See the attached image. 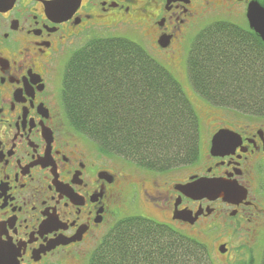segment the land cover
<instances>
[{
	"label": "flooded vegetation",
	"instance_id": "af4514ba",
	"mask_svg": "<svg viewBox=\"0 0 264 264\" xmlns=\"http://www.w3.org/2000/svg\"><path fill=\"white\" fill-rule=\"evenodd\" d=\"M56 1L0 0V264H76L100 243L120 193L133 196L139 213L179 232L209 218L241 225L248 237L264 229V115L210 121L218 126L202 160L155 173L103 158L62 104L69 62L102 30L152 41L167 57L182 50L194 20L214 15L248 27L249 7L264 9V0H72L54 18L45 10ZM220 131L225 144L213 149ZM197 163L204 164L200 171L178 178ZM199 179L231 183L239 194L193 200L178 190ZM229 241L217 245L220 256L230 252Z\"/></svg>",
	"mask_w": 264,
	"mask_h": 264
},
{
	"label": "trees",
	"instance_id": "16d2710c",
	"mask_svg": "<svg viewBox=\"0 0 264 264\" xmlns=\"http://www.w3.org/2000/svg\"><path fill=\"white\" fill-rule=\"evenodd\" d=\"M193 91L209 105L264 115V43L228 21L203 28L188 52ZM62 104L73 128L100 152L163 173L200 156L199 121L180 84L139 44L100 37L69 62ZM88 264H212L207 248L142 217L115 225ZM261 264H264V251Z\"/></svg>",
	"mask_w": 264,
	"mask_h": 264
},
{
	"label": "rangeland",
	"instance_id": "374dc122",
	"mask_svg": "<svg viewBox=\"0 0 264 264\" xmlns=\"http://www.w3.org/2000/svg\"><path fill=\"white\" fill-rule=\"evenodd\" d=\"M223 20L218 19L216 16H206V17H200L193 22L192 28L187 32V34L184 35L183 42H182V50H180V47L178 48V52L174 53L176 51L168 53L166 57V53L161 52L157 50L155 47V44L152 41H149L148 43L142 42L140 39H135L133 37H130L128 35H125L124 33H109L108 31L102 30L99 34L100 37H124L128 40H131L140 46H142L146 52L159 64H161L167 71H169L172 76L176 79V81L180 84L184 94L192 104L197 117L199 121V144H200V156L198 159L202 160L204 158V151L205 146L207 142V138L210 135V132L213 128L218 126V123H210V121L214 120H221L223 117L233 113L231 110L216 108L208 103H206L204 100H202L192 89L188 74H187V59H188V52L191 47V44L198 35V33L205 28L206 26L210 25L213 22ZM225 20V19H224ZM236 23L237 25H240L242 27L247 26V23L244 24V22L241 21L239 23L238 21H232ZM249 28V26H248ZM151 40V38H150ZM82 46V45H81ZM174 53V55H172ZM61 61H56L55 66L58 70V66L61 65ZM60 68V67H59ZM96 147V146H95ZM99 149L97 150V152ZM100 155L109 161L116 160V161H123L124 159L112 156V155H104L102 152H98ZM114 157V158H112ZM115 165H119L121 167H124L126 171H132L135 167L137 169V166H135L133 163H114ZM134 165V166H132ZM188 166V165H184ZM204 166L203 163H197L191 168L184 167L180 169L179 177H182L186 175L189 172L194 171H200L202 167ZM180 167V166H179ZM178 168V167H177ZM143 170V169H141ZM147 171V170H144ZM178 190L181 192V188H178ZM120 193L113 197V202L109 205L110 212L108 213V221L105 223V225L102 228V234H101V241L104 237H106L109 232L117 225V223L123 219L131 218V217H142L148 220H155L153 222H160L159 220L155 218H148L146 215H143L139 213V209H136L133 201V196L129 195L128 193ZM220 198V197H219ZM222 198V197H221ZM216 199V198H215ZM139 202V200H136ZM198 214V213H196ZM195 214V215H196ZM153 219V220H152ZM208 221H200L198 224L194 225L192 228H186L185 232L182 230L181 232L188 237L194 238L205 245L208 251L209 258L212 262V264H261L262 260V254L264 251V229H261L257 233V235L253 237H248V232L245 229L241 230V225L235 227V224L232 222L230 223H223L219 220H212V218L207 219ZM163 223V222H162ZM230 224V225H229ZM242 238V240H241ZM230 240V241H229ZM100 241V242H101ZM230 244L229 250L227 256L223 257L220 256L217 252V245L228 242ZM98 243L96 247L99 245ZM96 247L94 249H96ZM93 249V251H94ZM92 251V252H93ZM91 253H87L85 256H82V258L76 263V264H88V259L91 256ZM236 256V259L232 261H227L229 256ZM64 264H73V261L67 260L64 262Z\"/></svg>",
	"mask_w": 264,
	"mask_h": 264
},
{
	"label": "water",
	"instance_id": "95a60500",
	"mask_svg": "<svg viewBox=\"0 0 264 264\" xmlns=\"http://www.w3.org/2000/svg\"><path fill=\"white\" fill-rule=\"evenodd\" d=\"M6 3L14 0H5ZM72 0H57L51 6L46 7V14L54 18H60L64 14V6ZM249 29L253 31L264 43V9L260 7H249L247 13ZM226 131L218 132L213 139V149L223 146ZM181 193L193 200L221 198L230 201L238 196V188L231 184L219 180L199 179L181 187ZM198 214L195 215L197 217ZM186 220V219H185ZM193 219L190 221L192 223ZM189 222V220H188Z\"/></svg>",
	"mask_w": 264,
	"mask_h": 264
}]
</instances>
